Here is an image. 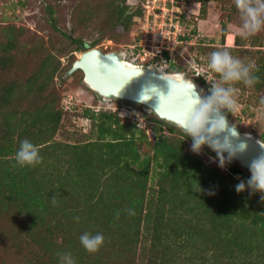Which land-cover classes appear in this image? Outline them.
<instances>
[{
    "label": "trees",
    "instance_id": "16d2710c",
    "mask_svg": "<svg viewBox=\"0 0 264 264\" xmlns=\"http://www.w3.org/2000/svg\"><path fill=\"white\" fill-rule=\"evenodd\" d=\"M138 1L83 0L76 8L77 16L86 20L101 15L108 22L91 47L106 37L107 29L112 38L128 35L133 15L143 16L146 10L145 0ZM195 1L206 14L210 0ZM232 7L238 11L235 4ZM49 10L52 25L72 46L61 42L58 46L59 54L71 53L68 72L77 59L74 52L86 43L82 36L57 27L54 9L50 6ZM186 22L184 14L181 23L185 26ZM222 26L224 44L228 30L226 23ZM3 30L0 264H59V254L64 252H71L77 264H264L262 194H253L249 188L238 193L235 188L240 180L246 182L250 172L236 162L223 171L208 168L200 154L187 150L192 138L155 115L151 119L160 128H156L153 144L137 122L116 111L91 107L82 112L92 120L91 135L75 143L57 139L66 113L54 84L60 55L44 40L22 44L24 32L13 25ZM191 35L185 30L179 38L184 41ZM251 40L257 43L260 38ZM236 42H240L239 36ZM198 46L202 55L220 49L204 42ZM238 46L225 47L235 53ZM254 46L264 47V41ZM243 52L253 57L260 53L254 73L259 82L252 87L235 85L250 92L248 102L255 99L260 103L264 97V49L253 54L245 48ZM165 57L168 72L183 71L174 56L165 52ZM21 69L30 71L24 81L19 80ZM79 73L83 80L82 70L73 75ZM197 78L211 86L203 74ZM46 92L48 96H43ZM260 138L264 141V133ZM24 139L40 149V164L21 167L16 163L15 154ZM129 209L135 214L129 215ZM85 232L103 233L105 243L97 252L89 253L81 245L80 236Z\"/></svg>",
    "mask_w": 264,
    "mask_h": 264
},
{
    "label": "rangeland",
    "instance_id": "374dc122",
    "mask_svg": "<svg viewBox=\"0 0 264 264\" xmlns=\"http://www.w3.org/2000/svg\"><path fill=\"white\" fill-rule=\"evenodd\" d=\"M87 1L84 0V2ZM127 1L130 4L139 2L138 0ZM81 2L83 0H0V41L4 37L3 28L13 25L16 31L20 32L21 30L20 33L24 32L22 34V44L25 42L32 44L35 39L44 40L54 53L60 55L61 67L55 75L54 84L59 97V105L66 113L62 119L61 130L56 135L57 139L75 143L77 139L85 138L88 134L91 135L92 120L82 115L85 108L91 107L97 110L116 111L120 116L130 118L137 122L140 128L145 129L151 143H155L157 140L156 128H160V124L157 125V122L151 119L155 114L150 109L130 101L119 100L114 97H103L92 90L84 80H81V73L73 75V73L67 72L71 53L70 51H64L63 55L59 54L58 46H61L60 42L68 45V40L52 25V15L49 7L51 6L54 9L57 27L74 36H82L85 43L90 46L93 40L102 35V28L108 26V22L101 15L93 18L89 17L86 20L77 16L75 11ZM144 3L146 4L145 13L143 16L133 15L132 21L134 24L128 35L112 38L107 35L109 32L107 29L105 31L108 32L104 31L103 33L106 34V37L100 40L95 47H99L104 51L116 50L129 62L154 65L167 71L166 63L162 59L152 60L149 55L142 59L138 45L141 41L140 37H144L147 29L150 28L149 26L158 27L162 23L161 19H163V26L168 30L169 39L176 41L175 46L172 47V56L175 57L177 64L183 68V71L179 74L196 80L205 96L210 94L209 89L211 86L207 87L201 83L197 78V74H203L210 80L217 81L220 77L208 67L211 53L202 55V51L199 52V43L204 42L207 45L219 46L220 49H225V46H237L238 44L239 52H231V54L245 62L255 61L256 64L258 61L257 55H260V53L253 57L251 54H244L243 51L245 48L251 50V52L257 51L259 48L264 49V47L254 46L263 43L264 30L255 35L260 38L257 43H253L251 40L254 36L247 39H241L239 36L240 42H236L238 36L236 28L241 21L239 12L233 10L234 0H210L207 3L206 14L201 12V3L195 0H145ZM164 10H168V13H165ZM174 12L180 15V22L178 23L175 19H166L165 21V18ZM157 14L159 17L156 16ZM184 14L188 16V22L184 23L185 26L181 23ZM223 23H226L228 30L225 45L222 43ZM171 26H175V30H170ZM185 30L192 34L191 38L180 42L177 35L184 33ZM68 47L71 48L72 46L68 45ZM136 49L138 50L136 51ZM82 52L83 49L76 50L74 54L78 58ZM197 56L199 57L197 58ZM21 74L19 80L23 79L24 81L30 71L21 69ZM234 87L238 89V111L234 115L230 113L228 117L243 132L250 133L261 140L260 137L264 133V104L255 99L248 102L250 92H244L237 85H234ZM43 96H48L47 92ZM170 124L173 123L170 122ZM191 145L192 141H188L186 148L188 151L193 152ZM210 150L207 145H204L199 153L208 168H220L223 171L229 169L231 163L235 162L232 161L221 168L216 152Z\"/></svg>",
    "mask_w": 264,
    "mask_h": 264
},
{
    "label": "clouds",
    "instance_id": "9594fccd",
    "mask_svg": "<svg viewBox=\"0 0 264 264\" xmlns=\"http://www.w3.org/2000/svg\"><path fill=\"white\" fill-rule=\"evenodd\" d=\"M234 4L240 15L241 23L236 28V33L241 39L255 36L264 30V0H234ZM208 67L219 74L220 79L210 80L205 76L206 80L211 82L210 94L206 96L196 90L194 82L189 86L190 96L180 127L186 137L192 138L191 150L194 153L199 154L202 147L208 145L216 152L219 166L224 168L247 148L246 142H235L240 134L227 115H234L238 111V89L234 85L242 83L246 87L254 86L259 82V77L254 74L258 68L255 61L245 62L234 57L226 48L211 53ZM260 103L264 104V97L260 99ZM15 160L21 167L36 166L42 162L40 149L28 139H24L20 142ZM248 168L251 175L246 182L241 181L235 186L236 191L240 193L249 188L253 194L261 193V199L264 200V152L254 158ZM53 203H56L55 198ZM128 212L129 215L135 214L133 209ZM75 219L79 220V217ZM80 243L89 253H95L105 243V237L100 232H85L80 236ZM59 264L77 262L71 252H64L59 254Z\"/></svg>",
    "mask_w": 264,
    "mask_h": 264
},
{
    "label": "water",
    "instance_id": "95a60500",
    "mask_svg": "<svg viewBox=\"0 0 264 264\" xmlns=\"http://www.w3.org/2000/svg\"><path fill=\"white\" fill-rule=\"evenodd\" d=\"M77 70L83 71L84 82L99 95L143 105L161 120L178 127L185 116L190 96L189 86L194 82L196 90L201 91L196 80L161 70L154 65L125 62L118 51H104L89 44L84 45L83 52L74 61L69 73ZM228 119L233 123L229 117ZM237 130L240 136L235 142H246L247 148L233 161L250 172L248 165L264 152L261 147L264 146V141L243 132L238 126Z\"/></svg>",
    "mask_w": 264,
    "mask_h": 264
},
{
    "label": "built area",
    "instance_id": "2783aa9c",
    "mask_svg": "<svg viewBox=\"0 0 264 264\" xmlns=\"http://www.w3.org/2000/svg\"><path fill=\"white\" fill-rule=\"evenodd\" d=\"M165 13H168V10H164ZM174 13H170L169 16H167V18H165V21L166 19H170V20H176L178 21V23L180 22V15H177ZM157 17L158 14L156 15ZM177 18V19H176ZM161 22L160 23V26H149L150 30L147 29V32L146 34H144V37H140V44L139 45V49L141 50L140 51V57L142 59L145 58L146 55H149L151 56V58H154V57H157L159 59H162L163 61L166 62V57H165V52H168V54L170 56H172V52H173V49L172 47L175 46L176 44V41H172L171 39H169L168 37V30H166L165 26H163V23H164V20L161 19ZM157 25V24H156ZM174 27V28H173ZM166 31H164V30ZM170 30H175V26H171L169 28ZM180 35V34H179ZM178 37V40H180L179 36L177 35ZM182 40H180L181 42ZM133 63V62H131ZM199 75V74H197Z\"/></svg>",
    "mask_w": 264,
    "mask_h": 264
},
{
    "label": "bare ground",
    "instance_id": "6f19581e",
    "mask_svg": "<svg viewBox=\"0 0 264 264\" xmlns=\"http://www.w3.org/2000/svg\"><path fill=\"white\" fill-rule=\"evenodd\" d=\"M125 62H129V61L125 60ZM129 63H131V62H129Z\"/></svg>",
    "mask_w": 264,
    "mask_h": 264
}]
</instances>
